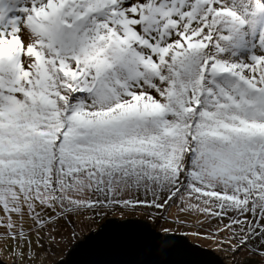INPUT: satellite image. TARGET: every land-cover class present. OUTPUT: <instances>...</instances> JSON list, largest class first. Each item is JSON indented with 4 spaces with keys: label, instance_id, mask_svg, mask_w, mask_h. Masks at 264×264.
<instances>
[{
    "label": "snow or ice",
    "instance_id": "snow-or-ice-1",
    "mask_svg": "<svg viewBox=\"0 0 264 264\" xmlns=\"http://www.w3.org/2000/svg\"><path fill=\"white\" fill-rule=\"evenodd\" d=\"M209 250L264 264V0H0L8 264Z\"/></svg>",
    "mask_w": 264,
    "mask_h": 264
},
{
    "label": "water",
    "instance_id": "water-1",
    "mask_svg": "<svg viewBox=\"0 0 264 264\" xmlns=\"http://www.w3.org/2000/svg\"><path fill=\"white\" fill-rule=\"evenodd\" d=\"M83 259V255L80 252H73L68 257V264H80ZM194 264H224L219 256L213 251L197 252L193 256L189 257ZM0 264H5L0 260ZM8 264V263H6Z\"/></svg>",
    "mask_w": 264,
    "mask_h": 264
},
{
    "label": "rangeland",
    "instance_id": "rangeland-1",
    "mask_svg": "<svg viewBox=\"0 0 264 264\" xmlns=\"http://www.w3.org/2000/svg\"><path fill=\"white\" fill-rule=\"evenodd\" d=\"M191 239V237H190ZM196 243L200 244L202 247H208L211 249V245L209 244V242L207 241H204V240H199V241H195ZM214 253H216L219 258L221 259V261L224 263V264H227V260H228V257L223 253V252H215L213 251ZM2 259V262L3 263H8L9 260H10V257L7 255V252L5 251H0V260Z\"/></svg>",
    "mask_w": 264,
    "mask_h": 264
}]
</instances>
